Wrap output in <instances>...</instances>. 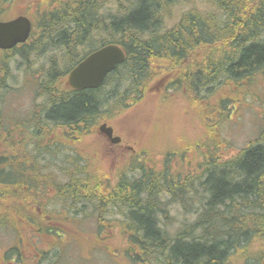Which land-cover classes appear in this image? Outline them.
I'll use <instances>...</instances> for the list:
<instances>
[{
    "label": "trees",
    "instance_id": "16d2710c",
    "mask_svg": "<svg viewBox=\"0 0 264 264\" xmlns=\"http://www.w3.org/2000/svg\"><path fill=\"white\" fill-rule=\"evenodd\" d=\"M16 2L0 0V12H4L7 4L9 8ZM176 4L177 0H26L25 7L18 12L38 16L28 42L0 53V99L6 100V106L0 107V229L15 232L22 246L32 247L34 259L30 263L24 260L23 264H51L46 259L51 253L57 256L60 247L50 251L55 246L48 244L51 241L46 233L56 230L67 237L72 231L77 232L76 226L84 218L91 212H99L98 205L90 207V204L109 201L112 194L117 195L110 199L112 208L123 213V223H129L122 230L128 235L129 258L133 261L244 264L253 257V264H264V251L259 256L249 251L255 239L264 240V132L259 141L245 146L226 163L219 148L218 153L210 152L205 160L204 168L209 169L206 176L187 177L185 183L174 181L175 189L162 183L161 176L149 175L133 181L122 180V195L111 193L105 197L103 189L83 187L101 179V175L92 172V167L97 166L94 155H100L86 143L88 133L96 130L95 125L101 119L110 121L114 114L157 92L150 85L153 76L164 84L159 98L167 88L173 94L186 96L190 107L198 108L201 115L202 112L215 115L218 120L212 123L211 130L221 126L223 119L219 115L226 109L211 102L216 90L221 85L223 89L229 85V89L235 90L256 83L257 76H264V0H210L207 12L188 10L179 15L173 28L166 29ZM106 6L109 17L104 16ZM101 34L107 37H96ZM110 43L122 45L127 59L99 88L78 91L66 86L68 72L78 62ZM77 47L82 52L75 53ZM44 49L65 51L61 60L66 70L60 73L56 62H52L43 80L31 75L36 82L29 79L30 85L39 90L42 101L38 100L32 113L13 119L12 131L10 97L6 99L11 88L7 80L9 56H18L20 64L26 62L29 70L36 64L30 63L29 57ZM45 52L39 54V60L46 58ZM227 94L223 90L218 98L226 99ZM228 95L231 98L227 100L235 102L236 95ZM165 100L170 101L166 96ZM23 125L32 129L28 135L18 132ZM32 141L39 151L28 150ZM78 141L82 146H76L77 149L63 145ZM52 146L57 147L49 153L40 151ZM40 155L44 158L39 160ZM40 161L45 164L44 189L54 188L65 172L70 181L76 182L73 187L77 190L68 184L59 204L44 191L22 190L18 164L27 166L38 177L42 172ZM9 164L15 168L11 169ZM143 168L144 174L155 172ZM164 190L176 195L174 202H185L191 193H198L197 207H188V212L197 215L196 219L175 233L163 224L166 207L158 195ZM80 192L87 198L80 196ZM73 201L86 210H74ZM100 230L101 227L94 231L100 234ZM38 238L44 243L40 245ZM42 245L50 247L45 249ZM20 252L21 247L8 250L6 256L3 254V262H13Z\"/></svg>",
    "mask_w": 264,
    "mask_h": 264
},
{
    "label": "rangeland",
    "instance_id": "374dc122",
    "mask_svg": "<svg viewBox=\"0 0 264 264\" xmlns=\"http://www.w3.org/2000/svg\"><path fill=\"white\" fill-rule=\"evenodd\" d=\"M25 3L26 0H18L15 4H11L9 8H7L9 5L7 4L4 12H0V18L5 20L9 19L20 12L25 7ZM125 5L126 4H123V7ZM108 6H106L104 12V16L106 17H109L107 16L109 13ZM209 6L210 0H177L173 17L172 19L168 18L166 29L173 28L180 14L188 12V10H198L205 13ZM32 10H34L33 7ZM36 16H38V13L32 16L34 24L37 22ZM101 35L102 36L99 35L100 37H96H107L105 34ZM46 40L48 39L46 38ZM35 42L37 43V41ZM35 42L34 46L36 44ZM45 49L33 55L31 54L32 56L29 57L30 63L35 61L36 64L29 70L26 62L22 66L20 64L21 59L10 53L12 56H9L8 59L9 76L7 80L11 88L9 96H7L6 99L10 97L9 119L11 121L18 116L32 113L36 107L37 100L42 101L40 100L41 95L39 90L36 87H34V89L32 88L30 85L32 81H29V79L34 78L36 82V78L33 77L36 76L43 80L45 77L43 74L52 62H56L60 73L63 74L66 70V64L61 60V55L66 52L63 50H46L45 52ZM28 51L29 50H27V52ZM42 52H45L46 58L39 60L41 59L39 54ZM76 52H82V49L77 47L75 53ZM24 70H26L27 73ZM156 77L155 75L151 78L150 85H152L153 89H156L157 92L153 91L151 95L144 97L138 104L133 106L130 105L129 108H125L122 112L110 117V121L108 120L109 123L115 125L117 132H120L119 134L121 136H125L129 145L133 146L137 152L142 153V156L147 161V166L155 172L151 174L142 173L144 168L137 161L131 162L128 166H123L129 154H126L121 161V156L115 153V151H106L104 153L103 149L101 151L104 157L102 158L100 154V157L95 154L94 161L97 162V166L94 165L92 167L93 169L91 168L92 172L101 175L102 179H98L100 182L95 181L89 186H85L86 184H84L83 187L87 190L89 188L98 189L99 191L100 189L102 190V188H104L102 183H108L103 181L108 179L111 180L110 184L114 185L115 182L113 181L115 174L119 169L121 170L117 173V177L124 181H133L144 175L156 178L161 176L164 179L162 183L168 184L175 189L177 185L174 181L185 183L187 177L195 178L199 175L204 178V176H206V172L209 171V169H205L204 166L206 156L209 155L210 152H212L213 155L220 150L221 155H224V158H226L223 160V162H225L234 158L238 151L249 143L251 144L256 140H260V135L264 132V76H257L256 78H258V81L256 83L245 85L241 88L238 86L235 90L229 89V85L226 86L227 89L225 86L223 89L221 85V88L216 90L215 96H213L211 102L217 105L219 109L225 107L228 110H222L219 115L223 119L221 121V126L213 130H211L212 123L217 121L218 118H216L215 115H207L205 112H202L201 115L198 108L197 110L196 108L192 109L188 102L189 99L186 96H178L180 93L173 94L174 91H168L166 88L168 92L164 89L163 96L159 98L158 96L160 95L158 92L163 88L164 84H161L157 80L158 77ZM16 80L18 83L13 84ZM223 90L230 95H236L237 99L232 98L235 102L227 100L231 98L228 94L225 96L226 99L220 100L218 95L221 94ZM202 95L204 94L202 93ZM165 96L168 97L170 101L165 100ZM48 99L50 102L51 99L49 96ZM5 106L6 100L0 99V107ZM98 125V123L95 125L96 129ZM89 137L90 138L86 139V143H90L97 148L94 147V152L99 151L96 140H101L100 137H98L97 134ZM219 137H222L224 140L223 146L220 147L218 144L222 142L219 140ZM66 144L63 145L65 147H74L73 144ZM189 145H192L193 148L187 149ZM56 147H42L40 151L45 154V152L49 153L51 150L56 149ZM217 148H219V150ZM167 158L168 161L165 164ZM65 175V172L61 174L54 186L55 194L53 195V200L58 204L66 194L64 190L68 184H70V188L77 190V187H73L76 182L70 181L69 177ZM173 184L175 186H173ZM60 188H62L61 191L59 190ZM194 191L196 190L194 189ZM113 193H117L116 189ZM80 196L86 197L83 192H80ZM115 196L117 195L112 194L111 199ZM175 196V194H171V192L168 191L165 192V190L160 197L158 195V198L161 199L162 204L166 207V214H164L169 216L168 220L166 216L163 217L164 227H167L172 233L177 232L178 229H184L186 227V225H184L185 223L193 222L197 217L193 212H188V207H197L198 193H191L189 197L185 199V202H174ZM195 198L196 201H194ZM75 201L71 202L74 210L80 212L86 210L85 207H79L77 203L75 204ZM111 203L112 201H110V203L104 201L100 204H90V207H96V205H98L101 219L97 218V214L90 211L91 213L89 216L84 218L78 225V227L85 232L72 231L67 237H65V234L56 231L46 233L45 236L51 242H55V244L51 242L48 243L49 245L55 246V249L51 248L50 251L55 252L57 247H60L57 256L51 253L46 260H51V264H132L127 255L129 251L127 247L129 243L128 235L126 232H123L118 225L122 220L121 216L123 213L113 209ZM109 223L111 227H106ZM99 224L103 227L100 230V234H97L94 230L99 227ZM126 225L129 226V223H126ZM60 231L63 232L64 230ZM80 236L83 237L79 239ZM18 239L15 232H9V229H0V264H6L3 263V254H7V251L12 247H21L20 256H15L18 264H23L22 262L24 260L30 263L34 259L32 247L22 246L21 243L18 242ZM37 241L41 242L40 245L44 243L41 238H38ZM49 245L42 246L46 249L50 247ZM249 251L251 255H261V251H264V240L255 239L253 243L250 244ZM253 261L254 258L250 257L244 261V264H253ZM9 262V264L13 263L12 261Z\"/></svg>",
    "mask_w": 264,
    "mask_h": 264
},
{
    "label": "water",
    "instance_id": "95a60500",
    "mask_svg": "<svg viewBox=\"0 0 264 264\" xmlns=\"http://www.w3.org/2000/svg\"><path fill=\"white\" fill-rule=\"evenodd\" d=\"M32 31V20L19 15L13 19L0 21V49H11L19 43H24ZM126 53L119 44L103 46L90 53L83 61L71 70L68 84L74 89L97 88L117 65L123 63ZM101 132L113 138V128L106 123L100 126ZM119 141V137L113 139Z\"/></svg>",
    "mask_w": 264,
    "mask_h": 264
},
{
    "label": "flooded vegetation",
    "instance_id": "af4514ba",
    "mask_svg": "<svg viewBox=\"0 0 264 264\" xmlns=\"http://www.w3.org/2000/svg\"><path fill=\"white\" fill-rule=\"evenodd\" d=\"M40 118V117H39ZM12 131L14 129V121L12 120V127H11ZM32 131V129H30L28 126L23 125L18 132H21V135L26 134L28 135L30 132ZM116 131L114 130V135H116ZM103 135V134H102ZM103 138L104 143L106 144V146H104V148H107L110 151H115V153H117L119 156H121V161L123 160V158L125 157V155L127 154V151H129L130 153L134 154L133 158H138V153L135 150V148L131 145H129L128 143H123V141H121L120 143H112L108 137H106L105 135L101 136ZM67 142V141H66ZM81 141H78L77 143H71L68 142V144H73L75 146L77 145H81ZM90 144V143H88ZM34 145H36L35 141H32L30 144V147L28 150H38V147L36 148ZM92 145V144H91ZM74 149H77V147H73ZM39 151V150H38ZM111 153V152H110ZM21 154L17 155V156H12L11 160L13 161L15 157H19ZM39 160L44 158V155H40L37 157ZM127 158V157H126ZM53 160V159H52ZM120 161V163H121ZM56 161L53 162L52 167L56 166ZM41 164V176H33V172L30 171V169L25 166V165H21L18 164L19 169L21 170V175H22V179H21V185H22V190H26V189H31L32 193H40L42 191L46 192L48 197H51L55 194V189L52 187H49L47 189L45 188V184L47 182L46 178L44 177V169H45V164L44 161H40ZM126 164V163H125ZM124 164V165H125ZM123 165V166H124ZM11 169H14L15 167L12 166L11 164H9ZM46 174V173H45ZM121 178L115 179L116 181V187H110V184L106 187V195L105 197H108L111 193L114 192V190L116 189L118 191L117 194L122 195L121 189L119 188V186H117L119 184V182L121 181ZM108 182H110L108 180ZM104 197V198H105ZM110 198V197H109Z\"/></svg>",
    "mask_w": 264,
    "mask_h": 264
},
{
    "label": "bare ground",
    "instance_id": "6f19581e",
    "mask_svg": "<svg viewBox=\"0 0 264 264\" xmlns=\"http://www.w3.org/2000/svg\"><path fill=\"white\" fill-rule=\"evenodd\" d=\"M110 44H113V43H110ZM110 44H107V45H110ZM114 44H115V43H114ZM107 45H104V46H107ZM101 47H103V46H101ZM101 47H100V48H101ZM135 167H136V166H135Z\"/></svg>",
    "mask_w": 264,
    "mask_h": 264
}]
</instances>
